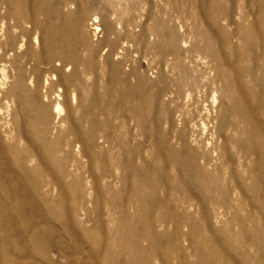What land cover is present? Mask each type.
<instances>
[{"label":"rangeland","instance_id":"374dc122","mask_svg":"<svg viewBox=\"0 0 264 264\" xmlns=\"http://www.w3.org/2000/svg\"><path fill=\"white\" fill-rule=\"evenodd\" d=\"M0 264H264V0H0Z\"/></svg>","mask_w":264,"mask_h":264},{"label":"bare ground","instance_id":"6f19581e","mask_svg":"<svg viewBox=\"0 0 264 264\" xmlns=\"http://www.w3.org/2000/svg\"><path fill=\"white\" fill-rule=\"evenodd\" d=\"M26 23H28V21H27ZM28 24H29V23H28Z\"/></svg>","mask_w":264,"mask_h":264}]
</instances>
